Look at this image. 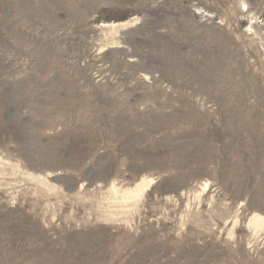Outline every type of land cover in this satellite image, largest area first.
<instances>
[{"label": "rangeland", "instance_id": "1", "mask_svg": "<svg viewBox=\"0 0 264 264\" xmlns=\"http://www.w3.org/2000/svg\"><path fill=\"white\" fill-rule=\"evenodd\" d=\"M0 264H264V0H0Z\"/></svg>", "mask_w": 264, "mask_h": 264}, {"label": "bare ground", "instance_id": "2", "mask_svg": "<svg viewBox=\"0 0 264 264\" xmlns=\"http://www.w3.org/2000/svg\"><path fill=\"white\" fill-rule=\"evenodd\" d=\"M153 182V181H152ZM143 186V185H142ZM145 188H147L146 186H144ZM116 191V190H115ZM148 191V190H147ZM142 192H143V189H142V187H141V185L140 186H137L134 190H132L130 193H129V196H130V199H136V198H138V197H140L141 196V194H142ZM126 194V193H125ZM145 194V193H144ZM125 198H126V196H125Z\"/></svg>", "mask_w": 264, "mask_h": 264}]
</instances>
